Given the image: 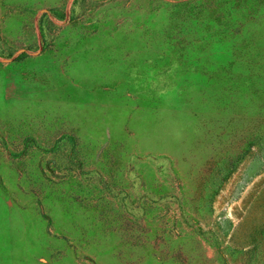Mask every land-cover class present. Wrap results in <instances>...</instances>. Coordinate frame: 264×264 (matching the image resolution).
I'll return each mask as SVG.
<instances>
[{"label": "rangeland", "instance_id": "374dc122", "mask_svg": "<svg viewBox=\"0 0 264 264\" xmlns=\"http://www.w3.org/2000/svg\"><path fill=\"white\" fill-rule=\"evenodd\" d=\"M0 264H264V0H0Z\"/></svg>", "mask_w": 264, "mask_h": 264}]
</instances>
